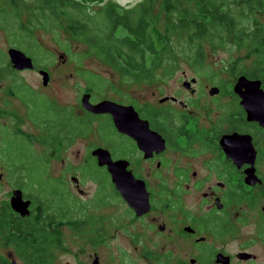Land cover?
Masks as SVG:
<instances>
[{
	"label": "flooded vegetation",
	"instance_id": "flooded-vegetation-1",
	"mask_svg": "<svg viewBox=\"0 0 264 264\" xmlns=\"http://www.w3.org/2000/svg\"><path fill=\"white\" fill-rule=\"evenodd\" d=\"M180 81L184 90L165 94L155 102L145 100L143 103L135 99L126 102L110 98L92 100L96 99L93 95L94 89L87 84L82 90L77 111L72 106L52 103L43 91L34 90L24 82L36 94L44 96L58 111L61 108H71L74 115H85L91 119L85 133H77L66 141L61 138L49 139L46 132L42 133L39 139L35 136L43 149L47 148V143L59 146L58 149L51 148L46 153L41 151L45 154V177L60 181L71 198L70 202L52 201L42 204L43 252L40 264H61V254H72L71 240L81 242L80 250L82 244L89 250V261L79 260L77 264H196L197 258L202 259L207 254L213 257V264H222L215 261L219 252L229 256L231 264L232 255L207 245L209 237L220 235L207 224L209 221L212 225L221 226L228 222L229 228L230 225L233 226L232 222L237 220L233 219V213L234 217H239V212L244 206L256 202L259 204L260 198L264 200V173H261V168L264 167V161H261L263 148L258 144L259 139H255L251 132L238 130L234 123L241 118L247 125H256L261 136L264 134V128L258 122L247 118V113L240 103L241 98L233 90L234 84L227 90L219 82L220 87L211 86L208 99L202 103L203 93L195 86L197 79L183 75ZM185 81H190L189 85H184ZM49 84L50 73L45 86ZM212 87H216L217 91L210 93ZM84 93H90L92 103L110 99L132 105L138 116L147 121L149 129L160 136L163 144L159 137L148 135V146L141 147L131 135L118 130L111 114H95L83 108L81 97ZM8 94V98H18L22 101L24 112L20 113L14 107L3 109L0 106V127L24 132L20 128L22 124L28 121L33 124L27 113V104L16 94ZM223 95H230L235 107L226 109L222 115L217 112L218 117L206 116L202 108L211 114L213 107L209 102L217 103ZM164 97L167 99L162 100ZM221 105L217 104L218 109ZM232 132L249 133L251 136L256 150L253 165L245 162L238 165L227 155L221 138ZM89 134L96 136V139L91 141L89 152L76 162L62 160V177H55L51 172L52 160L61 159V153L66 147ZM1 143L0 130V146ZM98 147L106 149L113 162H122L121 176L134 180H127L128 187L131 192L138 194L143 205L144 192L141 190L144 189L148 201L146 211H136L117 189L109 166L100 164L97 155L92 153ZM49 151L55 152L56 155H48ZM251 167H254V174L259 178L254 184L247 180V169ZM67 175L68 177H65ZM86 179L95 183V189L90 199L82 202L77 194L85 193L81 182ZM137 180L138 184L135 182ZM71 184L73 187H70ZM13 189L15 188L12 187L7 193L6 199L0 200V210L3 201L10 200ZM253 191L259 194L258 198ZM191 192L199 194L197 208L185 202V196ZM25 194L23 192V199L30 201L25 214L8 204L13 214L20 219L19 223L21 219L25 222L31 216L32 199ZM116 203L121 206L119 213L112 212V206ZM260 208L263 214L259 216V224L264 223V203ZM11 225L14 223L11 222ZM15 230L0 225V264H31V258L28 262L24 260L29 251L25 256L12 242V233ZM177 240L187 243L183 245L188 249L184 256H176L174 243ZM161 242L169 244L168 247L160 245ZM194 250L200 254H193ZM238 252L234 255L238 261L254 259H239L236 257ZM75 256H78V253L75 252Z\"/></svg>",
	"mask_w": 264,
	"mask_h": 264
},
{
	"label": "trees",
	"instance_id": "trees-1",
	"mask_svg": "<svg viewBox=\"0 0 264 264\" xmlns=\"http://www.w3.org/2000/svg\"><path fill=\"white\" fill-rule=\"evenodd\" d=\"M63 23L66 31L86 47L85 54L100 59L125 81L164 80L184 63L198 74L210 73L207 59L218 50H226V68L231 76L258 78L264 88V0H141L130 9L109 2L98 10H91L84 0H2L0 4V27L11 46L25 47L35 58L42 53L45 58L46 54L38 48L32 28H58ZM63 46L70 52V45ZM83 53L70 52L69 56L80 62ZM8 60L0 48V77L13 79L6 92L16 94L27 104L33 125L46 132V137L66 141L88 130L90 118L74 115L71 108L58 111L19 80L17 70L7 71ZM82 75L93 89L111 84L86 70ZM234 126L255 137L259 133L256 125H247L241 118ZM6 131L0 159L11 186L31 197L32 211L29 219L19 223L8 205L10 200L3 201L0 225L16 229L12 242L25 256L29 251L26 262L31 258V264H40L42 204L71 201L60 181L45 177L44 152L59 146L47 143L44 152L36 151L31 134L18 129ZM207 225L220 235L229 231L228 222L219 226L208 221ZM256 235L264 242V223L257 226Z\"/></svg>",
	"mask_w": 264,
	"mask_h": 264
},
{
	"label": "rangeland",
	"instance_id": "rangeland-1",
	"mask_svg": "<svg viewBox=\"0 0 264 264\" xmlns=\"http://www.w3.org/2000/svg\"><path fill=\"white\" fill-rule=\"evenodd\" d=\"M87 2V6L91 10H98L100 6H103L109 2H116L121 6L126 8H131L137 2L141 0H84ZM159 1V0H157ZM2 0H0V4ZM153 7H157L156 5ZM26 22L28 21L27 17H22ZM65 23L58 28H44L42 26L33 27L32 33L34 40L38 48L44 51L46 57L38 55V57H32L30 50H27L25 47H20L27 55H30L35 66L31 69H24L21 71H16L18 74L19 80L25 82L34 90L43 91L44 94L52 103L56 102L57 105H64L73 107L76 111L80 107V96L83 88L87 85V79L82 75V71L86 70L89 73H93L98 76L99 80H106L111 84H104L100 89H94L93 95L98 100L101 98H110L115 99L121 102H126L131 99L143 103L145 100H152L153 102L157 101L158 97H161L165 94H171L177 90H184L182 82L180 81L185 75V77H195L197 79L198 90L203 93L201 96V101L204 103L205 99H208L209 94L208 90L211 86L220 87L218 84L221 83L224 85L225 89H231L233 84L236 81L235 77H232L226 68V60L228 57V52L226 50H218L212 54L208 59L207 63L210 65V73H196L187 63H184L180 69H178L174 74L168 75L164 80H156L150 83L144 82H135V81H125L120 75L114 71L110 66L106 65L100 59L90 56L86 53V47L79 43L75 38H73L65 29ZM9 37L7 38L6 33L0 27V48L5 52L7 48L11 46L9 42ZM63 44L70 45V52H84L82 55V61L76 62L75 60L70 59L68 51L65 50ZM7 71L10 73L12 71L11 63L8 60ZM46 69L50 73V84L45 86L42 84V76L38 73V69ZM9 80H13L12 77H0V106L3 109L6 107H14L16 111L20 113L24 112V104L18 98L15 100L8 98V93L6 89L9 87ZM6 81V83L4 82ZM47 100V99H46ZM48 101V100H47ZM217 104H222L218 109ZM53 105V104H52ZM209 105L213 107L211 114L206 113L203 108L202 111L204 114L218 117L216 113L223 114V111L226 109H233L235 107L233 99L230 95H223L217 101V103L209 102ZM24 132L31 134L34 142V147L36 151H44L43 146L36 141L35 136L39 139V136L43 133L37 127L28 121L26 124L20 126ZM2 139L6 135L4 132H7L4 127H0ZM23 133V132H22ZM260 133V132H259ZM256 132L259 139L258 144L263 148L262 151V160L264 161V134L261 136ZM262 138V139H260ZM96 139V136L89 134L86 138L77 139L73 144L66 147L61 153V159L52 160L51 172L55 177H62L63 161L76 162L83 158L89 152V146L91 141ZM48 155H56L55 152L49 151ZM63 160V161H62ZM46 164V163H45ZM46 170V169H45ZM261 173H264V167L261 168ZM65 177H68L65 176ZM69 181V180H68ZM82 189L84 194H77L81 197V201L85 202L90 199L92 193L95 189V183L91 180H84L81 182ZM12 183L7 178V171L3 166V161L0 159V200L7 198V193L12 190ZM70 187H73L71 184ZM255 190V189H254ZM76 192L77 190L74 189ZM78 192V191H77ZM256 193V191H253ZM257 194V193H256ZM7 195V196H6ZM259 194H257V198ZM199 198L197 192H191L185 196V202L191 206L197 208L196 204ZM260 206L263 205L264 200L260 198ZM258 202L251 204L250 206H244L243 210L239 212V217H234L235 213L232 214L233 219H237L232 222V225L229 227V231L225 232L222 235H217V237H209L207 240V245H211L216 250L224 251L227 254L232 255L231 264H264V242L256 235L257 226L259 225V216L263 214V210L260 208ZM112 212L119 213L121 212V206L119 204H114L112 206ZM72 242V254L64 253L60 255L61 264H77L79 260L81 262H88V253L89 250L82 244L81 250L79 246L81 244L77 243L76 240H71ZM187 244L177 240L174 245L176 246V256H184L185 252L188 250L184 248L183 245ZM160 245L167 246L169 244L161 242ZM211 247V249H212ZM196 247H193L195 249ZM240 250H246L255 255L254 259L249 261H238L234 255ZM75 252L78 253V256H75ZM193 254H197V251L194 250ZM200 252L197 254L199 255ZM143 263V262H142ZM141 263V264H142ZM213 264V257L206 255L204 258H197L196 264ZM115 264V262L111 263Z\"/></svg>",
	"mask_w": 264,
	"mask_h": 264
},
{
	"label": "water",
	"instance_id": "water-1",
	"mask_svg": "<svg viewBox=\"0 0 264 264\" xmlns=\"http://www.w3.org/2000/svg\"><path fill=\"white\" fill-rule=\"evenodd\" d=\"M6 53L13 69L21 71L34 67V61L32 58L21 49L9 46ZM38 73L42 76V84H47L49 80L48 71L45 69H39ZM189 83L190 81H185L184 85H189ZM233 90L241 98L240 103L247 113V118L258 122L259 125L264 128V88L261 86V80L258 78H249L246 75H239L234 83ZM216 91V87L210 89V93ZM165 99H167V97L162 98V100ZM81 104L83 108L92 113L111 114L118 130L131 135L141 147L148 146L146 138L148 135L159 137L160 142L163 144V140L160 136L149 129L147 121L138 116V113L132 105H125L110 99H102L96 103H92L90 101V93H84L82 95ZM221 144L225 147L227 155L232 157L238 165H241L244 162L253 165L256 150L249 133L232 132L230 134H225L221 138ZM155 145H157L156 142ZM92 153L97 155L100 164L105 163L109 166L117 189L127 199L130 205L138 212L146 211L148 209L147 195L144 189H142L141 192H144L143 205L138 198V194L133 193V191L131 192L127 180L130 179L131 182H134V180L132 178H122L121 173H123V171L120 173V170H122V162H113L108 151L100 147L93 150ZM247 180L250 184H254L259 180L254 174V167L247 169ZM135 182L138 184L139 181L137 180ZM10 203L12 207L21 214L27 212L29 200L23 199V192L21 189L16 188L12 191ZM236 257L247 260L255 258V255L248 251H240L236 254ZM215 261L222 264H229V256L219 252L216 254Z\"/></svg>",
	"mask_w": 264,
	"mask_h": 264
}]
</instances>
